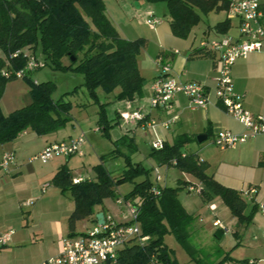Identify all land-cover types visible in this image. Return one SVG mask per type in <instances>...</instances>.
Listing matches in <instances>:
<instances>
[{
  "label": "trees",
  "instance_id": "16d2710c",
  "mask_svg": "<svg viewBox=\"0 0 264 264\" xmlns=\"http://www.w3.org/2000/svg\"><path fill=\"white\" fill-rule=\"evenodd\" d=\"M135 1V0H132ZM148 3H163L170 18V29L177 37H187L199 23L201 16L211 11L228 10L231 0H136ZM104 0H0V48L7 56L0 58V99L9 79L23 70V77L30 83L31 101L7 114L0 107V144L14 140L26 128L39 135L63 128L71 119V102L63 97L54 100L51 96L55 84L51 80L35 82L27 74V64L34 58L33 53L40 44L45 61L54 69L81 73L83 81L66 92H76L84 86L89 97L98 104V130L110 138V129L118 123L119 116L107 118L106 103H100L97 89L112 93L116 88V100H132L141 95L144 78L141 76L137 56L146 39H124L106 15ZM231 27V19L226 17L217 22L214 28L225 33ZM191 56H206L216 61L214 51L200 47ZM73 57L74 60H71ZM65 59L68 62L65 63ZM192 139L187 134H179L172 143L163 142L162 148L150 149L151 157L157 165L173 166L181 172L197 178L204 188L200 195L204 202L219 196L236 217L238 225L251 223L258 205L253 204L246 212L247 202L240 192L224 186L207 173L208 163L194 152L182 153V147ZM132 138L121 136L113 142L110 156L124 157V168L113 175L103 162L93 166L96 173L93 179L73 181L66 164H62L52 178V183L61 193L69 194L74 200V210L68 219L69 234H74L75 221L92 216L95 219V206L102 205L104 198L118 199L117 186L124 182L133 183L132 188L122 195L127 203L137 207V220L142 234L149 239L141 245L130 242L118 256V264H149L156 257L161 264H173L168 246L163 236L168 229L176 239L189 250V228L194 217L186 211L178 199L182 182L176 186L157 185L158 193L152 191L155 185L149 175L151 168L133 161L137 151ZM129 147L121 150L119 145ZM104 158V157H103ZM137 177H143L136 181ZM188 185L187 182H183ZM192 250V249H191ZM190 253L192 254V251ZM237 263L226 254L213 264ZM199 264H203L197 259ZM230 263V264H233Z\"/></svg>",
  "mask_w": 264,
  "mask_h": 264
},
{
  "label": "crops",
  "instance_id": "0c3cea01",
  "mask_svg": "<svg viewBox=\"0 0 264 264\" xmlns=\"http://www.w3.org/2000/svg\"><path fill=\"white\" fill-rule=\"evenodd\" d=\"M258 1L262 12L260 22L264 25V0ZM117 2L126 10L136 6L132 0H117ZM138 4L137 8L145 7L144 10L147 15L145 21L147 22L150 19L156 22H147V24L152 26L149 31L146 33L139 31L138 34L141 35H135L136 37L134 38L130 36L123 37L118 31L124 39H136L138 38L137 36L143 38L147 36L150 39L149 42L146 38V44L141 48L137 56L138 69L144 78L142 93L135 96L132 100H122L119 102L123 104L126 102L131 110H138L147 119L154 118L157 121V126L155 131L151 128L144 130L140 123L130 120L127 121L129 127H127L125 134L122 131L120 134L121 136L124 134L132 138L131 145L135 144L137 147V151L133 154H137L138 151L140 152L137 136L139 131H142V134L143 131L149 134L150 139L148 142H151L157 135L163 141L171 143L177 135L187 134L192 139L182 147V153L194 152L201 160L206 161L209 166L210 163L207 159L199 154L202 146H191L194 142H199L197 135L206 133L207 138L210 135L213 138L217 130L227 129L235 133H242L244 127L237 119L226 112L215 97L214 90L216 77L219 72V62L210 57L191 56L190 54L200 48V43L207 38L225 35L238 37V20L231 18V27L228 31L225 33L218 32L215 30L214 25L227 17V10H221L220 12L212 11L202 15L201 20L192 28L188 36L182 38L172 34L169 24L170 18L166 14L165 6L163 8L156 3L145 1H138ZM222 11L224 14L221 13ZM154 12H160L161 16L155 17ZM107 17L109 18L108 15ZM159 18L167 22L159 21ZM143 34L145 35L143 36ZM150 43L153 46H150ZM164 64H168L170 67L165 77H171L182 82L195 81L203 84L209 92L211 102L205 108H192L190 107L188 97L183 93H177L169 109L149 106L147 101L152 95V84L162 75V66ZM231 75L235 91L243 95L244 108L251 113L261 112L264 108V42L260 51L252 52L245 58L236 59L232 65ZM118 91L119 89L116 88L108 95L113 94L115 97ZM82 102L75 104L82 106L86 105L89 101L86 99ZM132 106H134L133 109L131 108ZM0 107L4 114L17 108L11 109L9 101L7 100L3 103L2 97L0 99ZM70 114L72 116V113ZM174 117H176L175 120L173 119ZM80 120L72 116V119L63 128L44 135H39L31 128H26L14 140L0 144V156L4 152H13L16 155V160L10 165L9 169L7 171H0V233L13 231L8 242L0 247V264H48V259L60 252L63 239L66 236H70L68 219L74 210V200L69 194L61 193L59 188L52 183V178L58 168L62 164H68L69 158L74 155L57 156L46 163L39 161L40 164H35L36 160H31V157L41 151L50 142L62 141L80 134H86L79 123ZM163 121L170 122L168 128L162 126L161 123ZM97 130L98 128H95L94 131L96 132ZM110 137L112 138L111 133ZM120 137H113V142ZM86 138L81 147L83 154H76V156L83 157L84 152H90L94 146V140L97 139L95 134H88ZM120 148L123 151L129 149L127 146ZM99 160L102 159L99 157ZM138 162L141 161L138 160ZM219 162L221 164L224 163L220 167V172H217L218 169L209 171V169L211 170L210 166L207 169V173L224 186L234 188L240 192L248 204L246 212L251 209L253 204H257L258 207L260 204H264V134H259L234 147L226 148L223 154H221ZM153 166H157V164L154 163ZM219 166L220 164L216 168ZM166 167V171L171 168L176 170L175 184L167 185L165 183V185H159L176 186L178 180H180L182 182L180 186L182 189H185L187 195L185 197L187 202L180 201L179 197L178 199L188 213L196 219L198 216V220L203 222L205 218L202 215V209H205L210 214L211 225L217 228V234L223 236L233 232L238 234V230L235 227L239 228L241 226L237 224L236 217L230 213L231 217H228V222L231 224L230 229L220 219L219 215L221 212L227 216L225 207L230 212L222 200H219L220 197H215L207 203L203 201L201 196L200 198L191 197L192 193L199 195L204 185L195 179L200 183L198 186L193 179V175L189 173L181 172L173 166ZM75 178L80 180L93 179L95 176H73V179ZM183 182H187L188 185L186 183L183 184ZM191 188L194 189L191 190ZM251 188H254L255 191L250 192ZM123 194L121 193L120 197L116 199L120 205H123L124 202L127 203L122 198ZM122 210H120V213ZM100 211L104 215L110 212L104 201L102 205L95 206V215ZM88 218H91L94 223L95 219L92 216ZM215 221H219L221 225H215ZM208 223H206V226L210 225ZM78 224L79 219L75 221L74 234L79 232L77 231ZM251 224L260 230L261 228L263 229L262 237L264 238V214L260 212L259 208ZM192 227L194 226H190L189 228L190 234L194 231ZM201 231L203 230L199 229L198 232L195 231L196 235H199ZM216 252L219 254L217 261L226 255V251L224 250L218 249ZM257 252L258 254L263 253L264 247L257 248ZM232 258L242 260L235 257ZM263 262L260 259L259 264ZM228 263L233 262L229 261Z\"/></svg>",
  "mask_w": 264,
  "mask_h": 264
},
{
  "label": "rangeland",
  "instance_id": "374dc122",
  "mask_svg": "<svg viewBox=\"0 0 264 264\" xmlns=\"http://www.w3.org/2000/svg\"><path fill=\"white\" fill-rule=\"evenodd\" d=\"M104 3L106 5L107 15L111 19L115 28L120 32V34L123 37L130 36L134 38L136 37L135 35H141L138 34L139 31H143L144 33H146L152 27L150 24H147V22L145 21L147 15H146V11L144 10L145 8L144 6L138 8L134 6V8L130 7L129 10H126L119 5L117 0H104ZM156 4L164 8L163 3H156ZM154 13H155L154 15L155 17L161 16L160 12H154ZM221 13H223V11ZM160 18L159 21L161 20ZM161 21L167 22L164 19H162ZM144 35L145 34H143V36ZM144 37H146L147 40H149L150 42V39H148L147 36ZM126 39H130V38H126ZM150 46L153 45L150 43ZM26 51H29V53H33L32 56L34 57L36 64L31 69L27 68L28 76L35 82H42L47 80L53 81V83L55 84V88L53 89L51 94L52 98L54 100H57L63 97L64 101L71 102L70 113H72V116H74L76 119H81L79 123L86 132V134H84L85 138L86 136H88V134H95V136L97 137V139L94 140V146L92 147L90 144V146L92 147L90 152L88 151L84 152L83 157L74 155L69 158L68 164L65 163L69 168L71 176L94 177L96 173L94 171L93 166L100 162H103L105 167L109 169V171H111L113 175H116L118 172H120L125 165L124 157L121 155L111 157L110 151L114 149L113 137H118V136L120 137L121 131L125 134V132L127 131L126 130L127 127H129L128 126L129 123H127V121L122 117V112L131 110L130 107H128V104H126V102L124 104L120 103L119 101L122 100H116L113 94L108 95L101 88H98L97 95L100 103H106L105 110H106L107 118L114 119L116 116H119V119H118V123L110 129V133L113 139L111 137L110 138L105 137L102 134L101 130L99 131L97 130L95 132L94 131L95 128H98L97 119H98L99 106L89 97L86 88L81 85L80 87H78L76 92L65 94L66 92L73 90L75 86L82 83L83 81L82 74L71 71L54 69L48 61H45L41 51L40 44L36 46L34 52L33 50H27V49ZM0 58L5 61L7 59V56L2 48H0ZM66 62H68L67 59H65V63ZM2 99H3V103L7 100L9 101V105H11L12 107L11 109H14L16 107L20 108L26 105L29 101H31L30 83L23 76H16L9 79L5 85L2 94ZM86 99H88L89 101L86 105L81 106L80 104H75L79 102L81 103ZM150 99L151 97L148 98L147 101L149 106H150ZM131 108L133 109L134 106H132ZM141 132L142 131H139L137 134L138 141L140 144L139 146L140 152L138 151L137 154H133L132 159L133 161H138V160L141 161L142 165L146 168H151L152 165L155 163V161L151 159V157H149V153L151 149L150 141L148 142V140L150 139L149 134L145 133L144 131L143 134ZM212 140L213 138L210 135L203 142L200 143L194 142L193 144H191V146L193 147V146L201 145L202 147L200 149L199 154L203 158L207 159V161L210 163L208 168L211 166V170L209 169V171L218 169L217 172H220V167H222L224 163L221 164L219 161L221 154H223L225 149L222 150L218 148L216 145H214ZM119 147L125 148V146L124 145L122 146V144L119 145ZM99 157L102 160H99ZM37 163L40 164V162L36 160L35 164ZM219 164L220 166L216 168L217 165ZM156 168L159 170V174L161 176L159 180H157L156 178V174H157ZM166 168H167L166 165H157L151 168V173L149 175V178L154 184H161V185H165V183L167 185L175 184V177L177 174L176 170L174 168H171L168 171H166L167 170ZM142 178L143 177H137L136 181H139ZM193 179L194 181H196L195 183L199 186L200 185V183L198 182L199 180L194 176ZM195 179H197L198 181ZM132 186L133 183L131 182H124L122 184H119L117 186L118 187L117 193L123 194L124 192L129 191L132 188ZM186 196L187 195L185 193V189L181 188L178 191V197L180 201L187 202V200H185ZM200 196H201L200 193L199 195L197 193L191 194V197L193 198L194 197L200 198ZM216 197L219 198V196ZM220 199L221 198H219V200ZM103 201L107 206L108 211H110L109 214H111L115 220L121 221L124 219H129L128 207L130 203L124 202L123 205H120L117 202L116 198H113L111 196L104 198ZM223 205L224 204H222V206ZM121 209L123 210L120 213ZM225 210L227 216L222 212L220 213L219 216L220 219L223 221V223H225L226 227L230 229L231 224L228 222V217L229 216L231 217L230 215L231 212H229L226 207ZM202 215L205 218L203 222H200L197 216V219L194 218L191 224V226H194L192 227L194 231H192V233L189 235L188 242L190 248L192 249V250L190 249L192 251V254L190 253V250L188 248H186L181 242H179L176 239L175 235L169 229L164 233L163 236L164 242L169 248V252L172 260L175 261L173 264H199L197 262V259H200L203 264H213L218 260L219 254L216 252L218 249L224 250L226 251L225 254L229 253L231 254L232 257L238 259L245 260V258L246 259L252 258L257 260L262 259V261H264V252L259 254L257 252V248L264 247L262 228L260 230L257 227H253L252 224L249 223L247 225H240L241 227L239 228L235 227V229L238 230V234H235L233 232V233H229V235L223 236L217 234V228L211 225V221H210L211 218L209 212H207V210L205 209H202ZM207 222H209L210 225L206 226ZM93 225L94 223L92 222L91 218L88 217L79 218L77 231L81 232L87 229H91ZM199 229L203 231L199 232V235H196L195 231L198 232ZM259 255H261L259 257L260 259L258 258ZM149 264H153V263L150 262ZM262 264H264V262Z\"/></svg>",
  "mask_w": 264,
  "mask_h": 264
},
{
  "label": "built area",
  "instance_id": "2783aa9c",
  "mask_svg": "<svg viewBox=\"0 0 264 264\" xmlns=\"http://www.w3.org/2000/svg\"><path fill=\"white\" fill-rule=\"evenodd\" d=\"M228 18L238 20L239 36L229 35L207 38L200 43L201 47H206L216 54L219 62V72L216 77L214 90L217 101L224 107L226 112L237 119L244 127L242 133H235L227 129L217 130L213 136V143L220 149L234 147L239 143L253 138L259 134H264V108L261 112L251 113L243 106V95L235 91L232 80V65L238 58H245L248 54L260 51L264 42V25L260 19L262 12L258 0H231L227 10ZM155 20L148 19V23ZM160 59V58H159ZM32 58L27 68L35 66ZM170 70L168 64L162 66L160 75L152 84V95L150 105L161 109H169L172 100L177 93L185 94L189 99L190 107L205 108L210 102L209 92L206 87L195 81H178L174 78H167L165 75ZM23 75V70L16 73ZM122 117L126 121H137L142 129L151 128L155 131L157 121L154 118L147 119L138 110H128L122 112ZM174 120L176 117L173 118ZM162 126L168 128L169 121H163ZM84 134L62 141L50 142L41 151L31 157V160H38L46 163L57 156L82 155V144L85 142ZM163 140L157 135L151 140L152 148L159 149L163 146ZM16 160L13 152H4L0 156V171H7L10 165ZM156 178H161L159 170L156 168ZM80 179H73L78 182ZM153 185L152 191L158 193V189ZM45 187V186H44ZM194 188H191V190ZM255 189L251 188L250 192ZM30 203V202H27ZM259 210L264 214V204L259 205ZM129 219L117 221L111 214L104 215L103 223L94 220L91 229L81 231L74 235L66 236L60 252L48 259V264H118L120 251L130 242L136 241L143 245L149 235H143L141 226L137 220V207L129 204ZM215 225H221L219 221ZM13 231L0 233V247L6 244ZM264 236V231H263ZM153 264H161L156 257H152ZM260 260L245 259L233 264H259ZM223 264H230L224 262Z\"/></svg>",
  "mask_w": 264,
  "mask_h": 264
},
{
  "label": "water",
  "instance_id": "95a60500",
  "mask_svg": "<svg viewBox=\"0 0 264 264\" xmlns=\"http://www.w3.org/2000/svg\"><path fill=\"white\" fill-rule=\"evenodd\" d=\"M134 4L136 5V6H138L139 4H138V1H134ZM71 58V60H74V58L73 57H70ZM207 138V134L206 133H200V134H198L197 135V140L199 141V142H202L203 140H205ZM95 217H96V220L99 222V223H103V221H104V213L103 212H98V213H96V215H95Z\"/></svg>",
  "mask_w": 264,
  "mask_h": 264
}]
</instances>
